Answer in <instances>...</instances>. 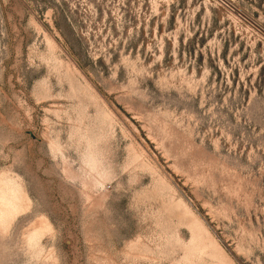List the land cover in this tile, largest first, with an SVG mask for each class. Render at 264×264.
Listing matches in <instances>:
<instances>
[{
  "label": "rangeland",
  "instance_id": "374dc122",
  "mask_svg": "<svg viewBox=\"0 0 264 264\" xmlns=\"http://www.w3.org/2000/svg\"><path fill=\"white\" fill-rule=\"evenodd\" d=\"M0 264H264V0H0Z\"/></svg>",
  "mask_w": 264,
  "mask_h": 264
}]
</instances>
